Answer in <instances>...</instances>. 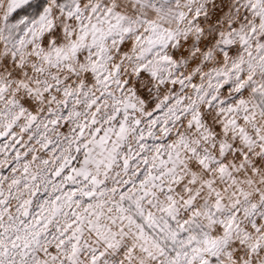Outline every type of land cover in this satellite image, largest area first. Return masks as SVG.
<instances>
[{
	"label": "snow or ice",
	"instance_id": "6c2138e0",
	"mask_svg": "<svg viewBox=\"0 0 264 264\" xmlns=\"http://www.w3.org/2000/svg\"><path fill=\"white\" fill-rule=\"evenodd\" d=\"M0 264H264V0H0Z\"/></svg>",
	"mask_w": 264,
	"mask_h": 264
}]
</instances>
